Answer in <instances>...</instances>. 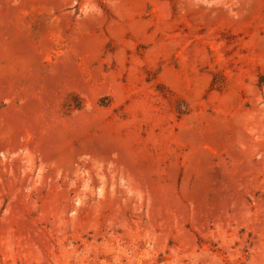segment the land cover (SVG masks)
Segmentation results:
<instances>
[{
  "label": "rangeland",
  "instance_id": "374dc122",
  "mask_svg": "<svg viewBox=\"0 0 264 264\" xmlns=\"http://www.w3.org/2000/svg\"><path fill=\"white\" fill-rule=\"evenodd\" d=\"M0 264H264V0H0Z\"/></svg>",
  "mask_w": 264,
  "mask_h": 264
}]
</instances>
